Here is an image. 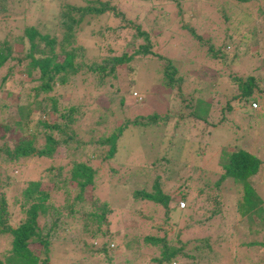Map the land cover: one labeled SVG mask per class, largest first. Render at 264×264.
Instances as JSON below:
<instances>
[{
    "label": "rangeland",
    "instance_id": "374dc122",
    "mask_svg": "<svg viewBox=\"0 0 264 264\" xmlns=\"http://www.w3.org/2000/svg\"><path fill=\"white\" fill-rule=\"evenodd\" d=\"M60 1V3L84 4V0ZM108 1L115 4L124 13V16L140 23L143 28L152 26L150 33L153 34L150 39L154 45L153 51L171 59L177 67L178 73L183 76L182 89L195 97L194 108L201 113L205 122H212L215 126L208 129L204 136H200L196 129L193 130L190 127L185 136L196 135L199 138L197 143L196 138H192L190 147L185 143L179 144V147L174 144L173 147L170 146V135L175 122L186 127L195 123V126L200 129L204 125V121L194 122L193 117L188 115L189 108L184 105L185 102L179 99L177 91L163 87L161 61L151 55L133 59L134 66L130 72L121 68L117 72L116 80L105 81L101 86L95 88H93L91 78H88L83 84L76 80V84L70 89L61 85L56 86L54 90L57 97L59 95L57 101L59 109L65 104L64 98L68 96H71L76 103L82 104L81 108L84 113L72 126L76 128L80 139L86 140L88 136L94 140L98 137H106L123 122L126 123V127L117 138L114 158L103 159L102 155L106 146L104 144L97 146L92 142L86 144L83 148V155L76 158V160L85 161L96 170L94 187L85 191L84 196L96 198L98 201H107L111 208L105 224H102L111 243L107 247V254L82 252L77 248L80 243H75V238L74 241L71 240L73 243H70L69 238L74 237L76 233V231L70 230L72 234L69 233L68 238L60 232L57 241L49 245L48 263L68 264L74 261L76 264H154L149 261V258L158 255V246L142 243L141 237L144 234L162 235L161 231L154 229L159 226L166 230L167 238L177 231L184 238L190 240L204 238L209 245L208 254L218 253L217 258L214 259L215 263L224 261L225 264L228 261V250L236 248L239 255H241V251L243 253L242 257H237L242 260V264H264V255L259 252L260 249L256 245L248 248L243 246V243L251 240L253 235L245 228V219L239 220L235 214L236 192L233 184L225 181L217 189L212 186V182L220 173L218 163L226 161L228 153L230 150L236 149V145L243 146L255 153L264 162V99L260 106V101L257 100V107L251 112L244 110L246 106L250 107V101L244 103L239 100V104H235L232 110L226 113L228 116L221 113L224 102L230 101L229 97L237 96L239 92L236 82H231V76L244 78L246 75H254L252 76L253 83L256 84L252 88L254 95L260 93L259 88H264V16L255 13V10L262 4V0H244L242 3L238 0L232 2L231 0H184L180 3V17H175L174 4L164 2L165 0ZM222 2L229 3L227 9L220 7ZM57 4L58 0H37L26 3L22 8L13 5L11 14L0 15V38L6 34L8 39L15 37L20 34L24 24H32L37 20L46 23L45 30L52 32L54 22L49 20L57 13ZM184 22L194 26L195 35L200 37L198 40L185 28L180 27V23L184 25ZM119 24L118 18L110 16L107 18L106 25L115 28L121 37L127 38L132 32L131 29H118L116 27ZM92 27L94 28L93 20L89 19L81 33V39L87 46V54L95 53L90 37H86ZM82 40L81 43H83ZM208 45H211V51L208 50ZM218 48L222 49L225 54L226 63L216 56ZM113 49L114 52L120 50L119 47ZM4 65L11 70L0 89V101L6 105V111L3 113L4 121L9 122L12 114L14 115L17 103L21 104L30 100V87L34 84L35 71L32 72L29 79L25 75L23 64L9 61ZM4 71L5 69H0V77ZM116 85L119 87L117 91L114 88ZM259 97L263 98L264 94ZM168 110H171L173 115L166 126L159 124L142 127L126 122L139 115L153 111L161 114ZM178 111L184 115L183 118L177 116ZM259 114L261 116L256 118V115ZM37 115V112L30 114L31 120L28 123V128L33 131V120ZM220 116H223L224 119L226 117L227 120L217 123ZM41 119L49 121L53 117L41 116ZM35 130H41V128L37 127ZM199 141L205 143V148L198 155L193 152V147L199 145ZM35 143L38 146L43 144L42 133L36 135ZM8 144L10 145L9 142H7ZM62 149L57 147L51 158L28 156L18 160L19 162L8 165L9 167L7 166L5 171L12 173L14 178L20 179L17 184L11 182L9 178V181L4 179L2 169L4 164L0 160V192L7 201L15 200L16 202L8 210L11 226L22 219V214L17 207V197L19 198L27 180L36 179L38 172L50 164L61 166L58 178L68 177L71 157L64 156ZM1 154L4 155L2 152ZM160 154H166L171 158L170 164L172 163V165L170 166H182L187 163L190 168H197L201 174L204 172L207 174L204 179V183L208 187L206 191L199 180L198 172H190L193 180L185 191L187 199L193 198L189 202L191 208L186 206L185 214L181 220L176 221V224L163 223L161 217L148 220L140 216L137 206L142 213L148 212L151 208L144 206L143 203L138 205H136L138 202L133 203L129 193L134 188L141 187L142 184H135L133 179L124 181V178L131 173L144 171L146 164ZM260 165L262 168L260 167L253 176L252 184L258 195L264 200V165ZM154 171L161 176L160 182H162L163 190L168 191L167 193L171 195L177 192L178 188L174 185L178 183V180L173 181L172 178L162 177L161 171L156 169ZM213 172L215 174H212ZM143 180L140 178L137 181L139 183ZM57 185L62 184L58 181H50L46 177L42 178L41 188L48 192L47 202L58 207L64 214L67 212L63 209L64 204L73 201L77 189L74 182L65 184V187ZM198 188H201L199 194ZM207 194L215 196L218 205L222 203L219 213L208 219V210L217 205L215 202L211 204L206 199ZM76 206L74 204L73 208ZM261 206L264 209V202ZM153 211L151 210V212ZM186 215L190 217L187 219ZM38 223H42L41 218H38ZM184 223L187 225L185 226ZM233 231H236V239L232 235ZM262 232H260V236L257 235L256 238L254 236V239L261 238ZM224 234L225 236H223ZM78 236H83L84 240L87 239L82 232ZM132 237L137 239V243H134L131 249H127L124 242ZM231 237L232 239H230ZM9 240L7 234H0V258L1 254L8 250ZM95 243L97 246L99 240H95ZM29 248L36 251L38 245L30 243ZM200 263L202 264L201 261H199Z\"/></svg>",
    "mask_w": 264,
    "mask_h": 264
},
{
    "label": "trees",
    "instance_id": "16d2710c",
    "mask_svg": "<svg viewBox=\"0 0 264 264\" xmlns=\"http://www.w3.org/2000/svg\"><path fill=\"white\" fill-rule=\"evenodd\" d=\"M35 1L37 0H0V15L11 14L13 5L22 8L26 3ZM182 1L184 0H165L164 2L173 3L175 17H180V3ZM238 1L244 2V0ZM60 2L58 0L57 13L51 16L52 18L49 20L54 22L52 32L45 30L46 23L37 20L32 24H24L20 34L15 37L8 39L6 34L0 38V69H5L0 77V89L11 70L9 67H5L6 62L13 61L16 64H23V70L29 79L32 72L35 71L34 84L30 87V100L21 104L17 103L14 115L12 114L9 122L4 121L3 113L6 111V105L0 101V127L2 130L0 133V160L4 164L3 167L1 166L4 179L6 181L11 179V182L17 184L20 179L14 178L12 173L9 172V174L8 171H5L6 167L28 156L51 158L58 147L63 148L64 156L71 157L67 178H58L62 169L61 166L50 164L38 172L36 179L26 181L19 198L17 197V207L22 214V219L13 226L10 225L8 210L16 202L15 200L7 201L0 192V234H7L10 238L9 248L1 254L0 264H49V245L57 241L60 232L68 238L70 230L76 231L75 236L69 238L70 243H73L75 238V243H80L77 248L84 253L101 252L107 254V247L111 245L107 237V231L102 228V224H105L106 217L111 211L109 204L107 201H98L96 198H86L84 196L85 191L94 187L96 170L86 164L85 161L76 160V158L83 155V148L90 142L97 144V146L100 144L106 146L102 155L103 159L114 158L117 138L126 127V123L123 122L116 126L106 137H98L94 140L88 136L86 140L80 139L76 128L72 126L76 123L78 117L84 113L81 108L82 104L76 103L71 96H68L64 98L65 104L59 109L57 103L59 95L57 97L54 90L56 86L61 85L70 89L71 86L76 84V80L83 84L88 78H91L93 88H95L101 86L105 81L116 80L117 72L121 68L126 72H130L134 66L133 59L151 55L161 61L163 87L177 91L179 99L185 102L184 105L189 108L188 115L193 117L194 122L204 121V117L200 115L201 113L194 108L195 97L193 94L182 89L183 76L178 73L177 67L171 59L153 51L154 45L150 39L151 34H153L150 33L152 26L143 28L134 19L124 16V13L108 0H84V4L81 5ZM228 6V2H222L220 7L227 9ZM242 9L245 11L243 7ZM255 13L264 16V0H262L259 8L255 10ZM109 16L119 19L120 24L116 28L131 29L132 32L127 38L121 37L115 28L106 25ZM89 19L93 20L94 28L89 29V34L86 37L91 39L92 47L95 50L94 54L86 53V43L81 39V33L84 26H87ZM180 24L182 29L185 28L197 40L200 38L195 35L194 26L187 25L186 22H184V25L183 23ZM81 40L83 43L80 42ZM114 47H119L120 50L114 52ZM208 50H212L211 45H208ZM216 50H214L217 53L216 56L226 63L222 49L218 48ZM252 76L254 75H246L244 78L231 76V82H236L239 92L237 96L231 95L229 97L230 101L226 100L224 102L221 113L230 112L235 104H239V100L244 103L247 101H250V103L255 102L256 107L257 100L260 101L259 106L263 103L264 97L259 96L264 94V88H259L260 93L254 95L252 88L256 84L253 83ZM114 88L115 91L119 89L117 85ZM244 110L251 112L255 108L246 106ZM32 112L38 114L33 120L34 131L28 128ZM172 115L171 110L161 114L153 111L126 122L142 127L157 126L159 124L166 126L169 124ZM41 116L53 117V119L46 121L41 119ZM177 116L183 118L184 115H181V112L178 111ZM259 116L261 115H256V118ZM225 119L227 120L226 117ZM225 119L220 116L217 123H222ZM174 124L170 135L171 143L169 144L171 147H173V144L179 147L181 143H185L190 147L192 146V138H196L197 143L199 138L196 135L185 136V133L188 134L190 127L193 130L196 129L200 136H204L208 129L215 126L214 123L205 121L200 129L195 126V123H192L193 125L189 127L183 124L180 125L179 122ZM37 127L41 130H35ZM38 133H42L43 137V144L39 146L35 143ZM7 142L10 145H7ZM198 144L192 150L199 155L204 150L205 143L199 141ZM235 147L236 149L230 150L228 153L226 161L218 163L220 173L212 182V186L217 189L225 181L233 184L236 192L234 199L235 214L237 219H245V228L253 235V238L243 243V246L248 248L256 245L260 249L259 252L264 255V209L261 206L264 200L258 195L252 184L253 176L260 169V164L264 165V162L255 153L250 152L243 146L238 147L236 145ZM170 162L171 158L166 154L157 155L153 161L146 164L144 171L131 173L124 178V181L133 179L135 184H142L141 187L134 188L129 193L133 203L138 202L136 205L143 203L144 206L151 208L148 212L142 213L139 206H137V212L140 213V216L148 220L161 217L163 223L176 224V221L181 220L183 214H185L186 206L191 208L189 202L193 198L187 199L185 191L193 180L190 172H198L199 180L206 191L208 187L204 183V179H206L207 174L205 172L201 174L197 168L193 169L191 167L192 170L187 163L182 166H170L172 165ZM155 169L161 171L162 177L172 178L173 181L178 180V183L174 185L178 188L176 193L171 195L167 193L168 191L163 190L162 182H160L161 176L155 173ZM149 171L151 172L149 173ZM212 174H215V172ZM45 177L50 181L60 182L62 185H57L59 187H65V184L74 182L77 189L76 194L72 202L64 204L66 207L63 206V209L67 211L66 213L62 214L58 207L47 202L48 192L41 188L42 178ZM140 178L144 180L138 183L137 180ZM197 190L199 194L201 188ZM206 199L211 204L215 202V205H217L208 210V219L219 213L222 203L218 205L215 196L212 197V195L207 194ZM180 202H183L182 206L178 205ZM74 204L77 205L75 208H73ZM151 210L155 212H151ZM38 218L42 219L41 224L38 223ZM184 225L186 226L187 223H184ZM154 229L161 231L163 234L159 236L144 234L141 237L142 243L158 246V255L149 258L150 262L154 264H199V261H201L202 264H224V261L214 262L218 253L208 254L209 245L204 238L190 240L184 238L178 231L167 238L165 236L166 230L161 229L159 226ZM80 232L87 237L86 240L83 239V236H78ZM260 232H262L261 238L254 239V236L255 238L257 235L260 236ZM232 235L236 239V231H233ZM228 237L230 236L228 235ZM95 240H99L97 246ZM136 241L137 239L134 237L129 238L124 242V246L131 249L133 244L137 243ZM30 243H36L38 249L32 251L29 248ZM240 244L242 245V243ZM234 249L228 250V261L225 264L243 263L240 258L237 259V257H242V251L239 255L237 249ZM68 264H76V262L72 261Z\"/></svg>",
    "mask_w": 264,
    "mask_h": 264
},
{
    "label": "built area",
    "instance_id": "2783aa9c",
    "mask_svg": "<svg viewBox=\"0 0 264 264\" xmlns=\"http://www.w3.org/2000/svg\"><path fill=\"white\" fill-rule=\"evenodd\" d=\"M250 107H251V108H256V103H255V102H251V103H250ZM178 205H179V206H182V205H183V202H180Z\"/></svg>",
    "mask_w": 264,
    "mask_h": 264
}]
</instances>
